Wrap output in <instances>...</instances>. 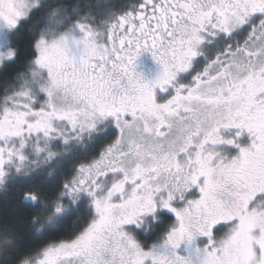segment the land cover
Here are the masks:
<instances>
[{"label": "snow or ice", "instance_id": "snow-or-ice-1", "mask_svg": "<svg viewBox=\"0 0 264 264\" xmlns=\"http://www.w3.org/2000/svg\"><path fill=\"white\" fill-rule=\"evenodd\" d=\"M19 16L13 0H0V18L13 24ZM80 28L83 38L72 40L77 49L83 45L78 59L67 42L39 53L52 82L51 112L34 113L29 127L47 128L58 117L108 137L80 183L101 176L109 183L90 189L95 220L41 264H62L65 254L78 264H145L151 246L130 231L146 241L145 221L158 227L168 213L174 223L166 247L198 235L206 241L202 264H264V235H250L264 212L247 210L264 197V0H135L99 34L102 42L90 27ZM209 42L217 46L211 57L204 51ZM142 52L163 69L152 83L135 70ZM181 74L191 79L183 82ZM156 89L168 93L163 102ZM23 123L21 114L6 112L0 138L18 134ZM228 147L237 154L229 156ZM193 188L199 196L190 198ZM233 218L236 231L218 244L214 233ZM173 257L158 264H187Z\"/></svg>", "mask_w": 264, "mask_h": 264}, {"label": "rangeland", "instance_id": "rangeland-1", "mask_svg": "<svg viewBox=\"0 0 264 264\" xmlns=\"http://www.w3.org/2000/svg\"><path fill=\"white\" fill-rule=\"evenodd\" d=\"M43 1L44 0H13L17 10L20 12V16L16 19V23L9 24L7 20L0 18V67L15 56V50L11 42L13 30L23 18H26L29 13ZM116 17V15L114 18L110 17L112 21L97 24L96 26L82 23L78 20V22L74 21L72 24L70 23L69 26L67 24V26L62 29H55L49 26L38 40L37 58L33 66L34 71L32 74L24 75L17 79L15 92L5 99L0 108V118H3L6 112L19 113L24 118V123L20 126L18 134H6L3 138H0V189L11 176L15 181L14 183L29 181L30 178L27 176L25 177V175L30 167H33L35 170L38 169L36 166H39L40 171L45 169L47 171L46 175H48L46 177L50 179L51 175L49 174L56 175L62 163L68 164L72 159H81L80 157L75 158L77 156L76 154L80 155L83 153L81 144L89 141V139L92 140L96 134H100L96 131L90 132L87 128L83 130L79 127L73 128L68 120L58 117H53L47 128L32 129L29 125L35 124L37 121V117L34 113L41 111L51 112L47 93L52 89V82L47 65L41 62L39 53L42 50L50 49L53 45H65V42H67L71 54L78 59L83 52V45H80L79 49H77V47L72 45V40H80L83 38L84 33L80 25L83 24L90 27V30L97 33V38L102 42V37H100L99 34L107 31ZM60 24H62V22ZM57 103H59V101H57ZM228 134L229 133L225 131L222 135L227 136ZM240 143L245 146L250 143L245 137V134L241 137ZM227 151L229 156H234L237 154L238 149L235 147H228ZM74 152L76 153L74 154ZM82 160L83 158L78 163L79 165L74 164V168L76 167L75 171L77 172L79 170V173L75 176L73 175L74 178L67 180V184L71 186L67 192L60 193L62 194V196H60L62 200H60L63 202L58 203L57 200L50 204L53 211L52 216L56 213H63L68 207V210H70L72 206L68 204L71 202L70 197H76V201L81 199L80 203L83 208L85 205L90 207V211L93 212L91 215L94 218L93 220H95V209L90 189L92 192H95L97 189L106 188L109 181L104 180L101 176L103 180H99V183L93 180L92 185H88L89 187L85 189L79 187V184H81L80 181L85 175L82 169L88 168L95 159L87 163L82 162ZM32 170L30 174L34 172H32ZM93 185H95V187H93ZM198 196V190L193 188L190 198ZM27 198L28 200H32L29 197ZM247 210L248 212H264V197L251 200ZM151 223V221H145V230L150 227ZM238 223V218H233L230 222L224 224L223 227L214 233L216 242L219 244L232 236L237 229ZM262 227H264V218H257L256 227L251 230L250 235L254 239H259L261 235H264V233L260 231ZM130 235L139 241L136 233L130 231ZM166 236L167 233L157 243L153 244L150 250L145 254V264H158L160 258L163 256L173 257V252L183 257L187 264H202L206 243L203 238L197 235L192 242L185 240L180 243L178 248L173 250L170 247H166ZM62 244L68 243H56L46 248L35 257L25 260L22 264H41L50 250L57 249ZM243 245V240L238 238L234 246L235 255L239 256L242 254ZM62 264L76 263H73V261H65L62 262Z\"/></svg>", "mask_w": 264, "mask_h": 264}, {"label": "trees", "instance_id": "trees-1", "mask_svg": "<svg viewBox=\"0 0 264 264\" xmlns=\"http://www.w3.org/2000/svg\"><path fill=\"white\" fill-rule=\"evenodd\" d=\"M134 3L135 0H44L18 23L11 34L15 56L0 67V108L5 99L15 92L17 79L34 71L37 42L49 26L62 29L74 21L96 26L112 21L110 17L118 16ZM107 139L106 136L96 134L92 140L81 144L84 154H76L75 158H83L84 163L97 159V153ZM81 159H72L68 164L62 163L56 175L49 174L50 179H47L45 169L40 171L39 166L35 170L30 167L25 175L30 178L29 181L14 183L11 176L2 186L0 264H22L56 243H71L93 221L90 207L85 205L83 208L81 199L76 201V197L70 196V210L68 207L63 213L52 216L50 204L57 200L58 203L63 202L60 193L67 192L71 186L67 184V180L79 173V170L75 171L74 164H78ZM31 170L34 172L30 174ZM28 194H32L35 199L28 200ZM173 223L174 216L168 213V219L162 218L158 227L151 223L145 230L150 239L141 241L138 236V240L152 246L168 232Z\"/></svg>", "mask_w": 264, "mask_h": 264}, {"label": "flooded vegetation", "instance_id": "flooded-vegetation-1", "mask_svg": "<svg viewBox=\"0 0 264 264\" xmlns=\"http://www.w3.org/2000/svg\"><path fill=\"white\" fill-rule=\"evenodd\" d=\"M99 3H101V2H99ZM241 38H242L241 34H235L233 37L234 40L241 39ZM204 51L208 57H211L217 51V46L214 45L213 43L209 42L206 44ZM201 63H202V58H200L197 61V67L201 66ZM135 64H136V69H135L136 72L148 83L154 82L163 71L162 66L159 65L153 59L150 52H142L138 56ZM180 79L183 82H188L191 79V75L190 74H181ZM156 96H157L158 102H163L167 98L168 93H163L159 89H156ZM224 132L225 131L222 130L221 134H223ZM244 134H245V137L250 141V137L247 134V132H245ZM102 178L100 180H103ZM79 187H83V189H85L86 187H89V186H84L83 184H79ZM60 259L62 262L73 261V263L78 264V261L73 256H70L68 254L61 256Z\"/></svg>", "mask_w": 264, "mask_h": 264}]
</instances>
